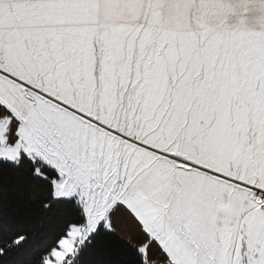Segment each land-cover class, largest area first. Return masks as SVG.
Wrapping results in <instances>:
<instances>
[{
  "label": "snow or ice",
  "instance_id": "snow-or-ice-1",
  "mask_svg": "<svg viewBox=\"0 0 264 264\" xmlns=\"http://www.w3.org/2000/svg\"><path fill=\"white\" fill-rule=\"evenodd\" d=\"M0 264H264V0H0Z\"/></svg>",
  "mask_w": 264,
  "mask_h": 264
}]
</instances>
